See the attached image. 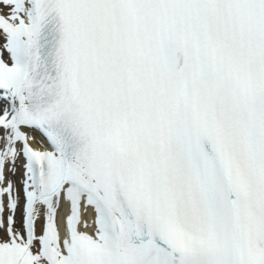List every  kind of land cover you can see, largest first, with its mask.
<instances>
[{"label":"snow or ice","instance_id":"snow-or-ice-1","mask_svg":"<svg viewBox=\"0 0 264 264\" xmlns=\"http://www.w3.org/2000/svg\"><path fill=\"white\" fill-rule=\"evenodd\" d=\"M0 264H264V0H0Z\"/></svg>","mask_w":264,"mask_h":264},{"label":"bare ground","instance_id":"bare-ground-1","mask_svg":"<svg viewBox=\"0 0 264 264\" xmlns=\"http://www.w3.org/2000/svg\"><path fill=\"white\" fill-rule=\"evenodd\" d=\"M20 164H22V163L20 162ZM21 171H22V169H21ZM17 177H18V180H16L15 177L13 179L17 182V187H19L18 181L20 180V177H21V173L20 172L17 173ZM61 214H63V211H62ZM19 218H20V214H19ZM17 226H18V224H17Z\"/></svg>","mask_w":264,"mask_h":264}]
</instances>
